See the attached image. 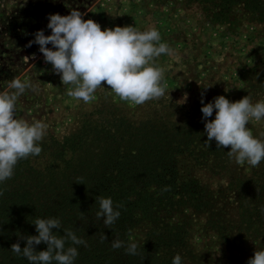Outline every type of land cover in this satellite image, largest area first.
Masks as SVG:
<instances>
[{
    "label": "trees",
    "instance_id": "16d2710c",
    "mask_svg": "<svg viewBox=\"0 0 264 264\" xmlns=\"http://www.w3.org/2000/svg\"><path fill=\"white\" fill-rule=\"evenodd\" d=\"M194 1L211 6L214 21L227 22L242 8L264 25V0ZM41 147L0 184V264H29L11 246L23 249L21 237L37 235L35 219L49 217L60 219L58 235L70 229L87 242L78 246L75 264H172L176 254L183 264H201L191 229L197 218L220 247L249 243L264 250V162L228 170L232 159L223 148L187 121L135 123L119 110L98 107ZM226 172L229 183H215ZM98 197L120 206L110 229L96 218ZM115 240L123 246L114 249ZM130 243L137 245L135 255L125 251ZM46 247L41 243L36 251Z\"/></svg>",
    "mask_w": 264,
    "mask_h": 264
},
{
    "label": "rangeland",
    "instance_id": "374dc122",
    "mask_svg": "<svg viewBox=\"0 0 264 264\" xmlns=\"http://www.w3.org/2000/svg\"><path fill=\"white\" fill-rule=\"evenodd\" d=\"M71 9L84 14V20L100 24L102 31L117 26H135L141 31L156 27L162 41L174 50V55H161L155 61L165 74V95L136 105L121 100L103 85L87 104L69 97L68 86H63L52 66L45 63L39 46L28 45L38 30L51 34L48 15L66 16ZM209 11L211 6L194 0H0V88H6L13 77L38 85V93L28 90L19 97L16 117L44 122L47 134L43 140L61 139L84 113L98 107L119 110L135 123L187 121L206 135L202 99L204 104L218 96L230 102L246 95L254 103L264 100V25L242 8L234 9L224 23L214 21ZM214 118L215 111L209 120ZM247 127L254 136L264 138V121H250ZM223 151L227 154L230 146ZM236 165L232 159L227 169L234 171ZM228 172L224 180L217 178L215 183L228 184ZM198 173L203 181L212 176ZM204 225L203 219L197 218L191 228L201 264H247L257 250L249 243L220 247L214 238L208 247L210 234Z\"/></svg>",
    "mask_w": 264,
    "mask_h": 264
},
{
    "label": "clouds",
    "instance_id": "9594fccd",
    "mask_svg": "<svg viewBox=\"0 0 264 264\" xmlns=\"http://www.w3.org/2000/svg\"><path fill=\"white\" fill-rule=\"evenodd\" d=\"M83 15L76 9L66 16L48 15L51 34L46 36L44 30H38L28 45L39 46L45 63L59 75L62 85L68 86L67 95L87 104L95 98L96 90L106 85L121 100L136 105L163 97L165 74L155 61L161 55H174V50L162 41L159 30L154 26L143 31L135 26H117L102 31L100 24L84 20ZM6 84L0 88V184L13 177L19 161L40 155L47 134V125L41 120L16 117L19 97L28 90L38 93V85L19 77ZM201 104L208 142L215 140L219 149L230 146L227 155L238 165L257 167L264 162V138L254 136L247 127L250 121H264V100L254 103L246 95L230 102L218 96L207 104L202 99ZM214 111L215 118L209 120ZM98 203L96 218L110 229L121 215L120 206H114L111 197H98ZM33 225L37 235L21 237L23 249L20 243L11 246V251L29 264H75L78 246L87 247V242L70 229H64V235L57 234L62 227L59 218H36ZM105 240L101 233V241ZM69 242L71 246L66 247ZM41 243L46 250L36 251ZM122 246V241L112 242L114 249ZM136 249L137 245L130 243L125 251L135 255ZM172 264H183L182 256L176 254ZM247 264H264V250H256Z\"/></svg>",
    "mask_w": 264,
    "mask_h": 264
}]
</instances>
